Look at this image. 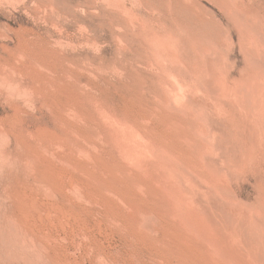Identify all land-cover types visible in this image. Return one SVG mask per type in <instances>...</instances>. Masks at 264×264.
<instances>
[{
  "label": "rangeland",
  "instance_id": "rangeland-1",
  "mask_svg": "<svg viewBox=\"0 0 264 264\" xmlns=\"http://www.w3.org/2000/svg\"><path fill=\"white\" fill-rule=\"evenodd\" d=\"M0 264H264V0H0Z\"/></svg>",
  "mask_w": 264,
  "mask_h": 264
},
{
  "label": "bare ground",
  "instance_id": "bare-ground-1",
  "mask_svg": "<svg viewBox=\"0 0 264 264\" xmlns=\"http://www.w3.org/2000/svg\"><path fill=\"white\" fill-rule=\"evenodd\" d=\"M122 5V4H121ZM239 15V14H238ZM238 17V16H237ZM241 17V16H240ZM244 20V19H243ZM242 23V22H241ZM240 24V23H239ZM257 28H259L258 26H257ZM254 40V39H253ZM255 41V40H254ZM165 42V41H164ZM163 42V43H164ZM167 45V44H166ZM261 49V48H260ZM161 51V50H160ZM159 52V51H158ZM259 52H260V50H259ZM250 54V53H249ZM262 56V55H261ZM263 57V56H262ZM254 60V59H253ZM251 61V60H250ZM172 63H173V61H172ZM213 65V64H212ZM261 65V64H260ZM259 66V65H258ZM208 67V66H207ZM211 67V66H210ZM209 68V67H208ZM166 69H167V67H166ZM207 72V71H206ZM184 167V166H183ZM139 169V168H138Z\"/></svg>",
  "mask_w": 264,
  "mask_h": 264
}]
</instances>
